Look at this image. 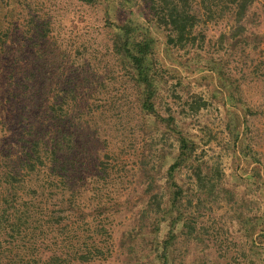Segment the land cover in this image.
Instances as JSON below:
<instances>
[{
	"label": "rangeland",
	"instance_id": "1",
	"mask_svg": "<svg viewBox=\"0 0 264 264\" xmlns=\"http://www.w3.org/2000/svg\"><path fill=\"white\" fill-rule=\"evenodd\" d=\"M115 1L0 0V168L22 173L35 143L43 155L55 151L46 161L58 181L54 191L75 202L66 227L44 229L63 253L59 264H77L80 248L92 251L93 264H127L151 253L168 229L162 222L155 245L147 227L128 255L123 233L135 234L142 223L151 175L170 206L165 172L177 145L164 123L144 120L108 25L131 18L147 26L159 10L136 0L130 14ZM206 3L211 15L198 4L192 9L201 19L193 44L166 49L167 32L151 34L157 112L195 143L194 165L217 184L199 187L194 171L177 170L183 193L175 206L192 218V229L176 230L169 261L264 264V0H252L244 47L226 37L231 11L218 0ZM50 210L53 219L66 216L57 205Z\"/></svg>",
	"mask_w": 264,
	"mask_h": 264
},
{
	"label": "trees",
	"instance_id": "2",
	"mask_svg": "<svg viewBox=\"0 0 264 264\" xmlns=\"http://www.w3.org/2000/svg\"><path fill=\"white\" fill-rule=\"evenodd\" d=\"M79 1L93 2V0ZM207 1L201 0L199 5L196 0H149L152 9L159 10L149 25L139 26L134 24L131 18H126L122 22L109 20L108 23L113 30V51L127 68L139 89V104L144 120L154 118L153 121L164 123L163 127L173 135L177 145V155L165 172V181L173 191L170 206L162 203L161 198L158 197V191L155 192L153 187L155 179L151 175L148 185L152 187L146 190L147 198L143 201L140 210L142 223L135 234L131 231L123 233L122 241H125V238L130 240L127 245L128 255L132 251L135 252V244L132 242H135L137 236L144 238L143 232L147 227L151 228L148 232L153 241L155 240V245L157 237L155 238L154 234L161 231L162 222L168 221V229L164 238L151 253L139 259L135 258V261H127V264H171L169 253L176 230L182 231L185 227L192 229V218H183L185 214L175 206L183 193L182 187L175 181L177 170L188 167L194 171L193 178L199 187L210 185L213 189L217 185L208 178L207 174H202L201 164L194 165L192 156L196 148L195 143L176 128L172 118H163L157 112L155 102L159 68L157 69L154 62L156 39L151 36L152 29L166 31V49L170 45L184 49L190 42L193 44L195 39L193 33L201 19L192 9L198 4L201 10L211 15L213 11ZM218 1L224 3L222 10L226 9L232 13L233 25L226 36L231 40L232 47L238 44L247 46L245 33L252 0ZM135 3L136 0L115 1L117 10L126 9L130 14H134L131 6ZM108 11L109 7L106 9V12ZM36 145L35 143L33 146L32 154L28 153L24 163L27 169L23 167L22 173L18 171L19 169L13 170L11 167L0 168V264H59L62 261L63 253L59 248H53L47 243L44 229L48 228V232H54L55 227H66L69 223L68 215L73 211L75 202L70 197L66 198L62 191L61 194H56L54 191L58 181L49 170L47 171L46 161L49 162L56 157L55 151L51 152V155L48 153L43 155L36 149ZM36 162L44 170L37 168ZM157 167L159 168L160 164ZM151 171H155V168ZM33 175H37L35 180ZM43 176L46 178L45 181L40 180ZM54 205L60 207V211L66 215L65 218L59 220L52 218L50 207ZM259 236L261 250L264 253V227L260 230ZM62 249L64 250V247ZM91 253L92 251L87 248L76 249L74 252L77 255L76 263L93 264L95 261Z\"/></svg>",
	"mask_w": 264,
	"mask_h": 264
}]
</instances>
